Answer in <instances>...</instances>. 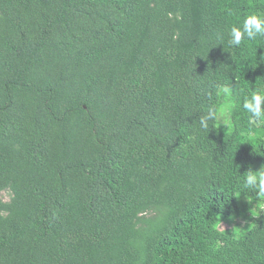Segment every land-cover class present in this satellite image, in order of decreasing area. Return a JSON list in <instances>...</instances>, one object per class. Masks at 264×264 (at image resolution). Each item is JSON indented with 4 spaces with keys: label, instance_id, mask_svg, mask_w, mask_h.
<instances>
[{
    "label": "trees",
    "instance_id": "1",
    "mask_svg": "<svg viewBox=\"0 0 264 264\" xmlns=\"http://www.w3.org/2000/svg\"><path fill=\"white\" fill-rule=\"evenodd\" d=\"M250 12L264 0H0V264H264L241 183L264 166L242 107L264 47L225 35ZM210 103L230 132L199 130Z\"/></svg>",
    "mask_w": 264,
    "mask_h": 264
},
{
    "label": "clouds",
    "instance_id": "2",
    "mask_svg": "<svg viewBox=\"0 0 264 264\" xmlns=\"http://www.w3.org/2000/svg\"><path fill=\"white\" fill-rule=\"evenodd\" d=\"M233 13L229 11V15ZM227 37V45L232 50L241 49L248 42H256L264 47V12H250L246 14L241 21L236 24H230L225 28ZM261 63H264V56L259 58ZM215 95L218 98H223L232 101L238 96V93L228 84H215ZM233 105L229 103L227 106H220L215 103H210L206 111L199 117L198 127L203 133L209 134L217 125H226L227 132L233 128L231 119V110ZM244 111L250 115L252 121L258 125H264V81L249 91L243 100L242 105ZM243 194L249 203L252 200L248 197V192H252L255 196V207L251 209V214L259 216L264 212V166L259 170L249 168L243 175L242 180ZM216 229H221L222 223L214 225ZM224 229V228H223ZM238 238L240 233H235Z\"/></svg>",
    "mask_w": 264,
    "mask_h": 264
},
{
    "label": "rangeland",
    "instance_id": "3",
    "mask_svg": "<svg viewBox=\"0 0 264 264\" xmlns=\"http://www.w3.org/2000/svg\"><path fill=\"white\" fill-rule=\"evenodd\" d=\"M4 197L6 200L9 199V196L4 193ZM250 223V219L248 218V216H241L238 217L237 220L235 222H224L222 223V227L225 228H234V227H240L241 229H244L246 225H248Z\"/></svg>",
    "mask_w": 264,
    "mask_h": 264
}]
</instances>
